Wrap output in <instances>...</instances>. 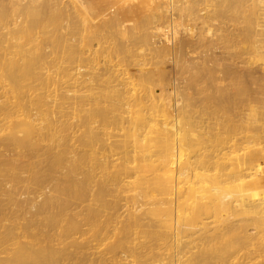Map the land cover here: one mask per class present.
<instances>
[{
    "label": "rangeland",
    "instance_id": "374dc122",
    "mask_svg": "<svg viewBox=\"0 0 264 264\" xmlns=\"http://www.w3.org/2000/svg\"><path fill=\"white\" fill-rule=\"evenodd\" d=\"M83 1L86 10L66 0H0V66L5 82L18 90L10 100L0 91L1 158L16 159L18 181L30 187L34 204L41 202L45 187L64 191L61 203L32 230H45L52 243L69 245L64 263L90 264L86 258L94 251L98 257L110 252L113 263L125 264L140 252L160 254L170 245L162 220L175 211L163 200L128 198L122 178L108 179L94 156L108 161L111 152L93 129L100 139H122L124 107L115 87L129 79L163 94L170 112L183 116L191 130L189 157L196 162V180L201 183L205 176L207 187L184 196L180 205L197 202L203 212V206H213L220 187L222 193L238 194L236 205L257 210L252 215L237 209L208 213L202 232L185 229L200 226L184 218L177 230L182 244L211 249V259L202 264H264V177L259 184L250 181L264 167V157L246 166L240 188L233 181L242 169L229 161L235 156L242 162L260 149L264 153L259 5L255 0H188L192 11L177 8L162 18L161 10L156 8L154 17L144 0ZM205 7L198 16L197 9ZM68 11H77L73 22ZM181 18L192 34L177 24L176 35L170 28L169 36L164 31L152 38L164 21ZM66 92L72 98H64L67 114L62 116L51 102ZM23 114L36 116L37 132L28 133L19 122ZM147 192L159 195L155 187ZM131 214L142 219L140 225L129 226Z\"/></svg>",
    "mask_w": 264,
    "mask_h": 264
},
{
    "label": "bare ground",
    "instance_id": "6f19581e",
    "mask_svg": "<svg viewBox=\"0 0 264 264\" xmlns=\"http://www.w3.org/2000/svg\"><path fill=\"white\" fill-rule=\"evenodd\" d=\"M73 3L75 8L86 10L83 0H66ZM123 1H139V0H117ZM149 9L152 10L153 16L156 17L155 9L158 8L162 18H168L169 14H173V10L177 8L188 9L192 11L194 8L188 6V0L181 1L178 4L176 0H144ZM157 4V5H156ZM255 4L259 5L257 11V19H264V0H255ZM197 9L198 16L203 15V10ZM77 11H68L67 15L71 22ZM70 22V23H71ZM182 26L185 33L192 34V30L184 24L181 18L179 23L172 19L171 23L168 19L164 21L163 28L153 30V39H159L158 32H166L169 36L176 35V25ZM256 26L260 27L258 21ZM165 35V34H164ZM261 37L256 35V39ZM259 47V46H258ZM3 67L0 66V91L7 100L9 97L17 96V89L12 84H7L2 73ZM78 81L75 80V83ZM68 83V81H66ZM74 85V84H72ZM28 90V89H27ZM40 92V89H34ZM118 103L124 107L121 115V122L125 123L122 139L109 141V139H100L99 133L94 129L92 133L98 141L104 142L111 152L108 161L99 160L97 153L94 154L98 161V165L104 170L106 177L112 180V177L122 178L123 187H126L128 198L134 202L140 199H158L168 208L175 211L171 213L170 219L162 220L166 229V234L170 238V245L157 253L152 250L148 253L140 252L134 260H127L125 264H202L211 259V249H198L189 245L184 246L178 237L177 230H181L180 220L188 218L189 220L199 224L196 227L184 226L187 230L206 231L208 222L204 221L203 216L208 213L222 214L237 209L244 214L252 215L256 213V208L250 204L236 205L234 199L238 194L222 193V188H215L218 198L211 208H205L203 212L198 211L199 203H184L183 208L180 201L186 195L196 194L199 190H205V176H202V182L199 183L196 170L194 169L195 161L191 160L189 153L190 147L187 142L190 137V129L182 123L183 116H174L171 112V103L163 96L156 95L154 90L145 86L139 87L133 81L127 79L122 88L115 87ZM0 94V96H2ZM10 94V96H9ZM64 97L54 99L51 103L54 107H58L59 113L66 116L67 109L65 107L64 98H72L69 92ZM1 99V97H0ZM120 101H123L120 102ZM126 106V108H125ZM71 115L72 112H68ZM101 115V111H98ZM90 115L86 119V123L90 124L95 116ZM38 121V119H37ZM19 122L27 127L28 133L38 131L36 116L31 114H23ZM112 137V133H109ZM153 143V146L149 144ZM120 150V152H117ZM0 153V264H79L78 262L64 263V255L69 251V245L62 243H52L45 230H32L34 226L42 222L43 216L58 206L61 201V193H52L45 187L39 204H34L31 198L30 187L18 181V165L16 159L10 157L2 159ZM118 156L117 158H115ZM130 156L132 159L130 160ZM107 157V156H106ZM260 157H264L263 150H257L249 158L239 161L238 157H229V161L235 168H241L240 175L233 181L235 188H240L244 183V173L246 166L255 162ZM110 159V160H109ZM112 164V165H111ZM110 166L116 170H110ZM264 177V167H261L250 181L255 184L262 182ZM107 185V183H106ZM155 187L158 190V196L151 197L147 189ZM44 195V197H42ZM161 196V198H160ZM180 208L184 214L181 215ZM188 210V214L186 212ZM180 213V214H179ZM200 221V223L198 222ZM142 219L131 214L128 218L129 226H138ZM110 253V252H108ZM107 253V254H108ZM107 254L100 257L96 256V252L89 253L86 259L90 260V264L98 262L102 264H116ZM111 260V261H110ZM119 262V261H117Z\"/></svg>",
    "mask_w": 264,
    "mask_h": 264
}]
</instances>
